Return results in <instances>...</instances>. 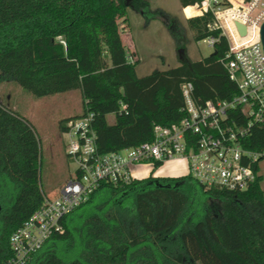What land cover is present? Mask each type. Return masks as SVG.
<instances>
[{"label": "trees", "instance_id": "trees-1", "mask_svg": "<svg viewBox=\"0 0 264 264\" xmlns=\"http://www.w3.org/2000/svg\"><path fill=\"white\" fill-rule=\"evenodd\" d=\"M179 3L201 6L203 0ZM128 7L142 11L149 3L0 0V75L34 97L79 90L81 112L61 119L59 127L64 131L71 119L92 112L101 152L150 141L155 123L180 121L184 81L193 83L200 102L227 99L236 89L222 61L228 41L219 29L209 28L210 9L187 22L196 42L209 36L218 39L215 53L137 75L138 59L127 60L117 24ZM109 114L114 115L113 122L108 121ZM241 142L246 149L264 150V119L253 123ZM39 163L33 127L0 102V264H9L12 232L46 195ZM261 180L259 175L242 191L205 189L188 173L103 184L64 217V232L51 236L25 264H32L37 255L34 264H264ZM98 194L105 198L103 206H88ZM76 211L88 221L74 236L69 218ZM63 242L70 246L63 247Z\"/></svg>", "mask_w": 264, "mask_h": 264}, {"label": "built area", "instance_id": "built-area-1", "mask_svg": "<svg viewBox=\"0 0 264 264\" xmlns=\"http://www.w3.org/2000/svg\"><path fill=\"white\" fill-rule=\"evenodd\" d=\"M210 29H219L228 41L222 59L236 89L224 100L198 101L191 81L180 84L184 117L169 125L155 123L150 141L120 150L101 152L93 127V113L75 117L66 124L65 153L75 163L74 174L54 196L44 195L40 206L9 237V264H25L31 255L56 233L64 232L63 219L85 203L103 184H129L141 179L133 167L166 161L186 162L187 173L205 189L230 191L248 189L264 165V150L242 146L253 123L264 119V50L260 27L264 0H238L223 4L213 0ZM236 22L246 27L241 35ZM203 40L213 47L218 40ZM129 53L127 60L134 62ZM125 108V104L121 103Z\"/></svg>", "mask_w": 264, "mask_h": 264}, {"label": "rangeland", "instance_id": "rangeland-1", "mask_svg": "<svg viewBox=\"0 0 264 264\" xmlns=\"http://www.w3.org/2000/svg\"><path fill=\"white\" fill-rule=\"evenodd\" d=\"M146 1L149 3V9L136 11L128 7L126 14L117 19L123 44L128 53L138 59L137 75L143 76L154 70L176 66L184 57L196 60L213 51V47L206 40L196 42L193 39L188 25L187 19L199 13L198 7L182 8L178 0ZM212 1L204 0L203 6L212 4ZM228 1L231 5L238 0ZM0 102L19 113L33 127L40 147L41 187L46 195H56L60 186L74 174L75 170V163L70 161L65 153L66 135L60 129L59 121L81 112L80 91L76 89L34 97L13 80L0 75ZM107 119L112 122L114 115L109 114ZM133 170L140 178H145L149 174L152 177L155 176L154 174L161 177H178L187 174L186 162L180 160L166 161L154 169L151 163H145L134 166ZM260 185L264 190V165ZM100 196L98 194V199L95 197L88 206L99 208L103 206L105 198ZM111 209L109 212L112 211ZM69 219L74 236H77L80 226L88 221L79 217V211L72 214ZM62 245L70 246L69 242H63ZM38 257L37 255L36 261L34 260L32 264L37 263Z\"/></svg>", "mask_w": 264, "mask_h": 264}, {"label": "water", "instance_id": "water-1", "mask_svg": "<svg viewBox=\"0 0 264 264\" xmlns=\"http://www.w3.org/2000/svg\"><path fill=\"white\" fill-rule=\"evenodd\" d=\"M236 26L239 29V32L241 33V35H245V33H246V27L243 24H240L238 22H236ZM259 34H260V41H261V44H262V47H263V50H264V21L261 24ZM180 53L182 55V49L180 50ZM213 53H215V50H213L211 52V54H213ZM185 59L186 58L184 57L183 60H185Z\"/></svg>", "mask_w": 264, "mask_h": 264}, {"label": "crops", "instance_id": "crops-1", "mask_svg": "<svg viewBox=\"0 0 264 264\" xmlns=\"http://www.w3.org/2000/svg\"><path fill=\"white\" fill-rule=\"evenodd\" d=\"M179 1V0H178ZM203 2H204V0H203ZM180 4V3H179ZM180 6H181V4H180ZM182 7V6H181ZM188 7H198L200 10H199V13H201L202 12V10H205L204 9V6H203V3H202V5L201 6H197V5H194V6H188ZM182 8H186V7H182ZM198 14V13H197ZM110 122V121H109ZM113 122V121H112ZM150 175V174H149ZM148 175V176H149ZM155 176H159V175H157V174H154ZM147 176V177H148ZM146 178V177H145ZM142 179V178H141Z\"/></svg>", "mask_w": 264, "mask_h": 264}, {"label": "flooded vegetation", "instance_id": "flooded-vegetation-1", "mask_svg": "<svg viewBox=\"0 0 264 264\" xmlns=\"http://www.w3.org/2000/svg\"><path fill=\"white\" fill-rule=\"evenodd\" d=\"M181 50V49H180Z\"/></svg>", "mask_w": 264, "mask_h": 264}]
</instances>
